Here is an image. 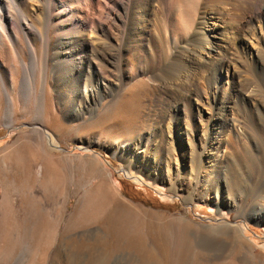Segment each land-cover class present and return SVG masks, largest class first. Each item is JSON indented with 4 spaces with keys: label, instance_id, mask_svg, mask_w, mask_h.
Wrapping results in <instances>:
<instances>
[{
    "label": "rangeland",
    "instance_id": "374dc122",
    "mask_svg": "<svg viewBox=\"0 0 264 264\" xmlns=\"http://www.w3.org/2000/svg\"><path fill=\"white\" fill-rule=\"evenodd\" d=\"M219 1L124 0L99 14L80 0L74 16L67 0H53L46 27L35 13L42 1L26 0L33 60L0 28L9 44L0 72L35 85L29 107L14 93L11 115L0 86V264H264V20L244 27L240 45ZM137 12L145 34L135 47ZM219 21L210 45H195L194 28Z\"/></svg>",
    "mask_w": 264,
    "mask_h": 264
},
{
    "label": "bare ground",
    "instance_id": "6f19581e",
    "mask_svg": "<svg viewBox=\"0 0 264 264\" xmlns=\"http://www.w3.org/2000/svg\"><path fill=\"white\" fill-rule=\"evenodd\" d=\"M23 1H26V0H0V28L2 29H10L12 31H14V38H20L21 40L19 41H22L23 42V46H24V52L25 54L30 58V60H33L31 59L32 57H35V52L33 50V48L31 47V40H32V37H35V29H36V26H35V23H34V20H33V17H31L30 15H28L26 13V11L21 8L20 4L23 2ZM37 1V0H36ZM42 1V3L40 5L37 6V8L35 9V13L38 12L39 15L41 14V11H42V14L44 17H45V20H46V27H51L50 25V22L52 20V17H51V7L54 6V3H53V0H40ZM60 1V0H59ZM70 5H69V8L71 11L74 12V16L77 15V13H80L83 15V12H81L80 8L79 7H76V4L78 3V1L80 0H67ZM71 1L74 3H72L73 5H71ZM89 3L86 6H88V9H87V12L88 11H91L93 13L97 12L99 14H102L101 11L103 9H105V7L108 6V3H113V0H88ZM128 1H134L133 3H135V5H138V4H142L145 7L149 6V4L151 3L152 0H128ZM170 1V0H169ZM39 2V1H38ZM76 2V3H75ZM117 2V1H116ZM113 3L111 5H113L112 7H109V9H112L114 6H117V5H120V4H123L125 5L126 3L124 2V0H120L118 3ZM26 3V2H25ZM40 3V2H39ZM81 3V2H80ZM219 4H224L225 6H228L229 7V10L231 9L232 10V15H233V18L235 19L236 21V27H234V31L237 33L236 37L239 39V43L240 45H242V43L244 42V37L241 36V32L243 31L244 27H249V29L252 30V28L254 27L253 23L255 21H258L259 20H264V0H221L219 1ZM75 5V6H74ZM133 5V4H132ZM27 6V5H26ZM141 6V5H139ZM82 7V6H80ZM84 7V6H83ZM143 8V7H142ZM143 8V9H144ZM227 8V7H226ZM86 9V8H85ZM191 9V8H190ZM141 11V10H140ZM178 11V10H177ZM86 10H84V16H83V20H86L87 15H85L86 13ZM210 12V13H209ZM76 13V15H75ZM138 13V12H137ZM179 13V12H178ZM206 13H209V14H206L208 18H215V21H217V18L211 14V10H207ZM141 14L142 13H138V18H137V22L135 23V25L130 29V36H128V39L130 40L129 43L130 44H135V47H138L137 45L139 44L138 42H140L141 38L144 36V31H145V23L143 24L142 20L141 19ZM181 14V13H180ZM192 14V13H191ZM175 16V15H174ZM178 16V15H177ZM182 16V15H181ZM189 16H190V13H189ZM206 17V18H207ZM77 18V17H76ZM231 18V17H230ZM134 19V18H133ZM171 21H175L176 19L174 17H171L170 19ZM233 20V19H232ZM133 21V20H132ZM187 21V20H186ZM234 21V22H235ZM42 22V21H41ZM88 22V21H87ZM99 23V21H98ZM101 23V22H100ZM219 23V24H218ZM215 26H212V27H209L207 25V22L205 23L206 25H204L203 28H200V27H196L194 28V34L192 35V37L194 39H196V44L198 47H200L201 49H203L205 47L206 44H209L210 45V38H209V32H215L216 30H220V23L222 24V22H218ZM39 24V23H38ZM170 24V23H169ZM185 24V23H184ZM191 24V23H190ZM83 25H85L84 21H83ZM223 25V24H222ZM225 26L224 27H228L230 26V24L227 26V24H224ZM77 27L78 26V23L77 22H72V27ZM168 26V25H167ZM173 26H174V22H173ZM183 26V25H182ZM171 27V26H170ZM175 28V27H174ZM233 28V27H232ZM5 29L3 31H5ZM171 29V28H170ZM147 30V29H146ZM167 30V29H166ZM232 30V29H231ZM230 30V31H231ZM254 30V29H253ZM2 31V30H1ZM176 31V30H175ZM174 31V32H175ZM184 32V31H183ZM3 33V32H2ZM75 33V32H74ZM166 33V31H165ZM173 33V31H172ZM106 35V34H105ZM232 35V34H231ZM111 36V35H110ZM109 36V39L111 41V37ZM167 36V35H166ZM169 36V35H168ZM198 38V39H197ZM167 39V38H166ZM5 40H10V37L9 39L6 37H4V41ZM44 40L47 41V35H44ZM264 40V38H263ZM165 41V40H164ZM177 41L176 37L173 36V39H171V42H173V44H175V42ZM13 42V41H12ZM16 42V41H15ZM31 43V44H30ZM45 43V42H44ZM81 43L86 46V47H90V43L86 40V39H82L81 40ZM166 43V42H165ZM184 43V42H183ZM194 43V42H193ZM47 45V43H45ZM185 44V43H184ZM9 45V44H8ZM8 45L6 42H3L2 38L0 37V56H2V53L3 52H8ZM100 45V44H99ZM116 45V44H115ZM177 45V44H176ZM192 45V44H191ZM98 46V45H97ZM186 46V45H185ZM47 47V46H46ZM100 47V46H99ZM98 47V48H99ZM184 47V46H183ZM182 47V48H183ZM188 47V45L186 46ZM192 47V46H191ZM190 47V48H191ZM19 48V47H18ZM25 48H26V51H25ZM45 48V47H44ZM48 48V47H47ZM101 48V47H100ZM194 48V47H193ZM12 49V48H11ZM16 49V48H15ZM21 49V48H20ZM218 53H224L225 50H223V47H220L218 48ZM6 50V51H5ZM189 50V49H188ZM188 50L185 49V52L188 54ZM90 51V50H89ZM92 55H93V59L97 57V51H96V48H92ZM127 51V49H126ZM184 51V50H183ZM217 51V50H216ZM264 52V51H263ZM14 53V52H13ZM17 53V52H16ZM91 53V52H90ZM8 54V53H7ZM47 54V53H45ZM122 54V53H121ZM15 55V54H14ZM220 55V54H219ZM48 56V55H46ZM89 54H86V57L85 59L82 60V62H84V65L85 64H88L89 67H91V59L89 60V58L91 56H89ZM175 56V55H174ZM189 56V55H188ZM72 57V55H71ZM2 58V57H1ZM14 58V57H13ZM45 58V57H44ZM46 59V58H45ZM92 59V60H93ZM111 59H114L111 58ZM95 60V59H94ZM110 60V59H109ZM184 62H187L188 65L190 64L188 59H182ZM221 59L218 58L217 61L219 62ZM111 61V60H110ZM139 61V59H138ZM216 61V62H217ZM170 62V61H169ZM176 62V61H175ZM19 63V62H18ZM192 64V63H191ZM22 68L23 71L26 70V66H27V62L23 61V59H20V64H19ZM87 66V65H86ZM34 67V66H33ZM118 67V66H117ZM172 67V66H171ZM187 67V66H186ZM190 67V66H189ZM6 68V66H5ZM9 68V72L11 74L13 73H16L15 71H17V69H13V68ZM19 68V67H18ZM159 68V66H158ZM13 69V70H11ZM45 69L46 68H43V71H42V74H44L45 72ZM181 69V68H180ZM174 70V69H173ZM172 70V71H173ZM188 70V69H187ZM179 71V70H178ZM183 71V70H182ZM185 71V70H184ZM20 73V72H19ZM171 74V72H170ZM187 74V73H186ZM4 75V76H3ZM16 75V74H15ZM93 78L94 79H98V75L97 73L96 74H92ZM168 75V73H167ZM176 75V74H175ZM178 75V74H177ZM188 75V74H187ZM10 75H8L7 71H4V74H2L0 72V86L2 88V95H3V98L5 99V108L6 109L5 111L11 115L13 114L14 112V103H15V97L16 95L14 96V93H17L19 94L20 96V100L22 101V105H24L26 108V104H29L31 103L32 101V98H33V94L35 92V85L33 82H30L27 78V76H25L24 74L20 73V77L18 78V81H16L12 75L11 77H9ZM153 76V75H152ZM117 79L116 80H122L123 78V75H122V71L118 70L117 71ZM163 77V76H162ZM154 78L158 79L159 76H155ZM152 78V80L154 79ZM164 78V77H163ZM173 78V77H172ZM17 79V78H16ZM166 79V78H165ZM182 80V79H181ZM46 81V80H45ZM166 81V80H165ZM164 81V82H165ZM175 81V80H174ZM173 81V82H174ZM177 81V80H176ZM184 81V80H183ZM179 82V81H178ZM246 80L244 78H241V80H239V89H237L235 96H240L241 93H242V90L245 89L246 87ZM87 83V82H86ZM168 83V82H167ZM183 83V82H182ZM210 83V82H209ZM180 85V84H179ZM91 86V85H90ZM106 86V85H105ZM170 87V86H169ZM173 87V86H172ZM183 87V86H182ZM213 88V87H212ZM83 89V88H82ZM93 89V88H92ZM96 89V88H94ZM87 90V85L85 84L84 82V89L83 91L85 92ZM45 92V83L44 81L41 82V89H40V93L38 96L35 97L36 99V109L35 110L36 114H37V117L43 119L44 117V114L43 112L45 111L44 110V102H43V94ZM120 92L117 91V94H119ZM116 94V95H117ZM18 97V96H17ZM2 100V97H1V91H0V101ZM216 104V103H215ZM219 104V103H218ZM218 104L212 106L213 107V113H212V119H213V122H214V125L213 127H218L219 128V125H217V121L214 120L215 117H221V113H219V110L218 109ZM243 104V103H242ZM234 105V104H233ZM29 107V106H28ZM220 119V118H219ZM219 124V122H218ZM214 129V128H212ZM36 131L38 132H44L46 134V137H47V142H48V145L50 147H53L54 149H56L58 147L57 145V140L56 138L54 137L53 133L51 131H49L48 129L47 130H43L41 127H37L36 128ZM161 136V135H159Z\"/></svg>",
    "mask_w": 264,
    "mask_h": 264
},
{
    "label": "crops",
    "instance_id": "0c3cea01",
    "mask_svg": "<svg viewBox=\"0 0 264 264\" xmlns=\"http://www.w3.org/2000/svg\"><path fill=\"white\" fill-rule=\"evenodd\" d=\"M112 219V223H114V225L118 224V222L116 221L115 217H110ZM97 230L102 231L100 228H98Z\"/></svg>",
    "mask_w": 264,
    "mask_h": 264
}]
</instances>
